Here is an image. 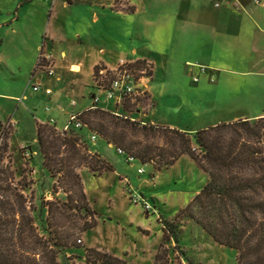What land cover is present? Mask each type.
<instances>
[{
	"label": "rangeland",
	"instance_id": "obj_1",
	"mask_svg": "<svg viewBox=\"0 0 264 264\" xmlns=\"http://www.w3.org/2000/svg\"><path fill=\"white\" fill-rule=\"evenodd\" d=\"M17 1L20 0H0V9L7 12L0 15V91L4 94L26 95L29 98L21 108V114L26 120L28 115H32L24 114L25 102L36 113L42 112L50 104L61 121L58 130L61 132L69 121V116L67 113L63 114L62 110L63 107H67L69 111L73 109L69 106L71 98L79 100L80 105L76 111H84L82 107L89 104L92 91L97 92L93 88L94 67L107 58L114 61L134 58V50L138 56H146L148 59L154 57L157 64L158 75L154 81V64L147 59H140L147 65L139 66L148 68L151 75L144 83L149 86L152 81L151 84L162 96L161 107L157 111L161 113L158 116L169 111L171 113L167 116L171 120L168 123L174 121L187 126L192 122L193 126L200 127L205 121L218 118L221 114L210 104L204 92L191 84L194 83L193 76L186 75L187 67L180 59L182 51L176 49L175 42L161 45L156 37L153 21L150 25L147 24L149 0H72L65 6V0H31L19 10L14 5ZM131 3L141 9V14L134 21L133 16L130 17L131 21L118 15L120 7L130 10ZM10 7L13 9L7 11ZM12 20V26H1ZM41 46L43 51L40 54ZM63 50L67 53L66 58L62 56ZM80 61L86 63L83 71L78 74L81 79L76 82L78 77L71 71L80 72L81 67L72 65L70 71V65ZM39 64L55 66L57 69H54L61 75L60 80L48 75L47 70H43L44 67L40 69ZM196 72L198 71L195 70ZM32 75L35 77L30 82ZM35 79H40L44 88L49 85L55 90L53 100L33 89ZM80 81L84 84L81 90L75 92L71 84L75 82L78 85ZM105 95L106 93L101 95L102 99H105ZM148 96L149 93L136 98L138 106L132 109L142 108L149 112L148 105L152 103ZM111 104L114 105L113 100ZM15 106L16 101L5 100L0 96V118L6 120ZM132 116L142 121L136 113ZM194 116H199V121H195ZM156 125L162 127L161 124ZM16 128L17 124L9 130L4 152L0 156L1 165L5 168L10 164L15 170V174H11V169L5 176L8 184L11 180L19 182L23 175L30 183L24 195H27L29 204L33 202L36 208L34 220L39 231L45 233L43 228H47L48 212L43 205L46 201L57 205L65 201L70 207L65 215L57 217L64 225V230L73 227L75 222L80 227L84 224L92 227L78 236L76 245L67 249L66 254L84 256L87 248L94 247L101 252L109 251L126 259L127 264H186L187 260L182 254L184 250L185 256L194 264H237V250L215 242L194 219L182 213L209 177L190 155H183L173 165L160 171L153 162H129L128 156L119 154L113 144L110 146L105 140L99 139L95 143L85 142L79 145L80 155H89L88 160H91L90 155L97 153L103 160L113 164L114 171H104L97 176L86 167V161L82 168L74 169L77 177L68 178L64 175L59 179L58 176H52L50 170H43L44 166L38 155L40 153L36 150L33 139L36 134L34 126H19L17 136L13 135ZM165 133L169 135V132H161L143 139L145 143L151 142V145L159 146L172 159L173 150H179V147L172 144ZM14 137L16 138L10 147V140ZM18 138L24 143H18ZM63 151L67 154L66 149ZM76 162L78 160L74 157L72 164ZM139 168L144 169V172L140 173ZM1 183L2 178L0 185ZM65 191L70 194V199ZM143 199L154 207L147 208ZM85 205L90 208L91 213L80 221L78 214L81 215V209ZM75 206L79 209H72ZM162 219L176 221L179 245L174 242V238L163 242ZM162 242L164 246L160 248ZM157 254H160L158 259Z\"/></svg>",
	"mask_w": 264,
	"mask_h": 264
},
{
	"label": "trees",
	"instance_id": "obj_2",
	"mask_svg": "<svg viewBox=\"0 0 264 264\" xmlns=\"http://www.w3.org/2000/svg\"><path fill=\"white\" fill-rule=\"evenodd\" d=\"M139 65L144 67L147 64L138 61L135 67L141 68ZM38 67L43 69L44 65L39 64ZM102 69L107 68L98 65L94 69L93 88L97 92L92 91L89 97L92 100L91 107L84 111L72 110L78 113L84 126L69 132H60L49 124L38 126L35 146L42 155L44 167L59 179L64 175L68 178L77 177L74 169L82 168L86 161V167L97 176L104 171H114L113 164L103 160L97 153L90 155L91 160H88L89 155H80L78 146L85 142L91 143V133H96L107 144H113L119 154L128 156V161L133 158V161L139 160L145 164L153 162L160 171L188 154L209 177L182 213L194 219L215 242L237 250V264H264V116L223 121L195 132L146 123L132 116L134 113L138 115L139 109H132L138 106V99L123 96L120 104L113 100V106L106 97L102 99L101 95L109 89V79L99 84V70ZM108 75L111 78L110 73ZM96 96H99L100 102L95 101ZM161 132H169L171 136L168 133L165 135L172 144L179 147V150H173L172 159L159 146L151 145V142L145 143L143 139ZM74 157L78 160L77 164H72ZM1 164L2 158L0 264H127L126 259L109 251L101 252L94 247L87 248L84 256L66 254L67 249L76 245L78 236L92 227L85 224L80 227L75 222L73 227L64 230V225L57 217L65 215L70 207L65 201L58 205L46 201L43 204L48 212L47 228H43L46 234L39 231L34 220L36 208L33 202L29 204L27 195H24L30 183L23 175L19 182L11 180L8 184L5 176L13 167L8 164L4 168ZM13 169L11 174H15ZM11 183L16 186L13 187ZM65 193L68 194L66 191ZM83 196H86L84 190ZM68 197L70 199V194ZM81 212L78 218L83 221L91 210L85 205ZM160 222L163 242L174 238V242L179 245L176 221L162 219ZM163 242L160 248H163ZM182 254L187 260L186 264H194L185 256L186 251L182 250ZM159 255H156L157 259Z\"/></svg>",
	"mask_w": 264,
	"mask_h": 264
},
{
	"label": "crops",
	"instance_id": "obj_3",
	"mask_svg": "<svg viewBox=\"0 0 264 264\" xmlns=\"http://www.w3.org/2000/svg\"><path fill=\"white\" fill-rule=\"evenodd\" d=\"M30 1L20 0L16 4L14 3V5L19 10L21 6L23 8ZM216 1L221 2L219 7L214 6ZM71 2L72 0H65L64 6L69 5ZM148 4L150 10L149 17L146 19L147 24L150 25L153 21V25L157 31L156 37L161 45L174 41L176 49L182 51L180 59L184 61L187 67L186 75L192 76L191 64L208 68L206 73L201 74L200 82L197 84L192 82L191 84H194L195 88H199L204 92L209 98L210 104L219 110L221 114L218 115V118L215 117L212 120L205 121L200 127L193 126L192 122L187 126H182L174 121L168 123V120L171 119L167 114L171 112H164L162 113L163 116H158L161 113L160 110V113H157L161 107L162 96L151 84L158 75L157 66H155L157 64L153 60L154 57L148 59L146 56H138L137 51L134 50L132 52L134 58H120L116 61L112 58H107L98 63L100 66L103 65L105 68L111 69L117 67L122 59L131 63H137L140 59H147V61H151L154 64L153 69L155 74L148 86V99L152 104L148 105V108L150 106L149 112L142 110V108L139 109V118H142L146 123L161 124L162 126L176 127L180 130L195 132L208 126L217 125L223 121L257 119L264 116V1L262 4H259L253 0H149ZM129 6L131 7L130 10L120 7L118 15L131 21L130 17L133 16L134 21L141 14V9L132 3ZM12 9L10 7L7 11ZM3 13L7 12L0 9V15ZM17 18L19 19V16ZM12 22L13 20L8 23L5 22L1 26H12ZM147 30L149 29L147 28ZM44 45L46 46V44ZM47 53L52 55L50 52ZM62 56L66 58L67 53L65 50L62 51ZM85 63L80 61L79 63H72L70 65V71L72 65L81 67L80 72L71 71L73 75L75 74V77H78L76 82L81 79L78 74L83 71ZM34 77L35 75H32L30 82ZM55 77L57 80H60L61 75L56 71ZM212 77L215 81H212ZM35 83L41 84L40 79L38 81L35 79ZM83 84L81 81L78 85H75V82H73L71 87L76 92L81 90ZM46 88L52 89L49 85H46L44 88L41 84L40 91L42 92L37 91V93L53 100L56 94L55 90L52 89L53 94H46ZM0 96L4 97L5 100L16 101V106L12 109L7 119L0 118V124H5L10 119L15 120L17 128L13 135H18L19 126L32 125L36 130L33 139L37 143L39 125L49 124L55 129L60 130L59 125L61 121L50 104L42 112L36 113L31 105H26V102L29 101L26 95L4 94L0 91ZM82 96L84 97L83 94ZM24 101H26L25 109H23L24 114L28 113L32 115H28L27 120L21 114ZM91 104L92 100H89V104L82 107V109L87 110L91 107ZM49 105L51 106V110L48 112L46 109ZM79 105V100L71 98L69 106L73 107L72 110H77V106ZM72 110L69 111L67 107H63L62 112L68 115ZM188 110L192 112L190 109ZM217 110L214 112H217ZM50 119H55V123L51 124ZM199 119V116H194L195 121H199ZM30 122L32 124H29ZM15 138L10 140V147ZM19 139L18 143H24ZM109 145L112 146V144ZM35 153L37 152L35 151ZM41 156H39L40 162L44 166ZM43 170L49 172V169L46 167Z\"/></svg>",
	"mask_w": 264,
	"mask_h": 264
},
{
	"label": "built area",
	"instance_id": "obj_4",
	"mask_svg": "<svg viewBox=\"0 0 264 264\" xmlns=\"http://www.w3.org/2000/svg\"><path fill=\"white\" fill-rule=\"evenodd\" d=\"M231 1V0H228ZM256 3H263V0H254ZM221 4L220 1H216L214 3L215 7H219ZM49 59V57H47ZM135 64H131L130 61L127 60H121L120 63L117 65V67L114 68H107L99 70L100 73V79L99 84H103L106 79H109V89L106 92V100L112 101L115 100L117 103H121L123 96H130L131 98H138L141 96H147L148 95V86L144 83L145 80H149L148 75V69L147 68H139L137 69L135 67ZM192 67V76L194 80V84H197L201 80V74L206 73L207 67L205 66H199L195 64H191ZM44 69L47 70L48 74L54 77L56 75L55 69L52 67V65H44ZM195 70L198 71L195 73ZM108 73H110L111 78L109 77ZM212 81H214V78L212 77ZM34 90L40 91L41 90V84L40 83H34L33 84ZM46 94H53V91L51 88H46ZM99 96L95 97V101H99ZM100 102V101H99ZM51 106H48L46 111H50ZM69 121L66 125H64V128L61 129V132L66 131L69 132L70 130L78 129L81 126H84L83 121L79 118L78 113L70 112L68 114ZM50 123L54 124L55 119H50ZM16 124L15 120L10 119L7 123L0 124V156L2 155V152H4L6 142L8 140V134L9 130L12 126ZM89 139L91 140V143L97 142L99 140V137L96 133H91L89 136ZM130 162L133 161V158L129 159ZM139 172L143 173L144 169L139 168ZM144 201V199H143ZM146 207L152 208V205L149 204L148 201H144ZM81 242V241H79Z\"/></svg>",
	"mask_w": 264,
	"mask_h": 264
}]
</instances>
